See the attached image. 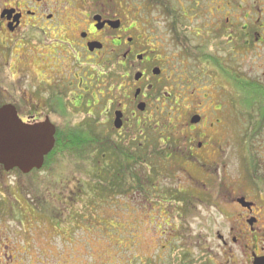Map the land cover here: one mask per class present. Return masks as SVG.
Instances as JSON below:
<instances>
[{
  "label": "rangeland",
  "instance_id": "obj_1",
  "mask_svg": "<svg viewBox=\"0 0 264 264\" xmlns=\"http://www.w3.org/2000/svg\"><path fill=\"white\" fill-rule=\"evenodd\" d=\"M49 1L52 6L55 2L59 6L66 1L71 3V0ZM245 1L248 2L245 7L253 3V0ZM105 2L122 17L125 13L127 15V9L130 10L131 15L128 13L125 21L128 26L137 27L131 34L139 36L141 24L137 19L132 20V16L144 13L142 0ZM186 2V7L181 3L178 8L188 9L191 3ZM259 4L254 7L262 6L261 0ZM148 15L153 18L156 33L159 30L167 35L169 30H164L165 21L159 13ZM144 16L147 18L145 13ZM215 16L195 18L194 14H189V22L195 20L189 24L186 19L185 24L197 29L205 22L215 24ZM190 38L194 44L201 42L200 37ZM234 54L242 55L238 48ZM233 60L235 66L251 76L261 73L255 70L260 60L254 63L248 54ZM107 72L99 68V103L93 119L87 122L92 119L97 132L120 140L129 135L130 127L117 131L113 125H107L111 120L115 122L114 113L120 103L126 105V115L131 123L137 121L140 111H135L136 105L132 100L141 83L135 85L133 81L132 95H126L127 69L119 66L112 74L113 79L107 78L111 76ZM90 84V79L84 77L83 90L86 91ZM170 93L162 90L159 100H152L149 104L150 121L146 125V136L157 135L158 140L163 137L162 141L175 136L179 139L176 151L184 152L186 158L181 153L167 156L169 151H163L164 159L163 154L158 158L153 156L154 165H150L152 168L156 166L160 173L153 178L160 182L147 188L151 197L138 191L106 198L100 191L97 197L93 174L99 172L98 165L93 167L88 160L81 164L71 155L64 157L62 163L56 158L58 163L52 175L42 172L39 184H33L35 179L30 176L0 175V264H185L199 261L202 257L200 261L206 260L203 264H247V247L241 250L232 242L226 247L220 236L227 237L231 229L237 228L232 197L249 189L241 159L250 155L253 142L246 143L241 139L239 120L233 116L232 108L228 116L215 113L217 107L221 108L219 105L226 101L219 97L215 88L210 87L209 82L198 90L186 87L175 91V94L172 92L179 102L177 106L169 98ZM93 94L97 97V91ZM84 95L89 99L91 92ZM199 112L207 113L210 118L206 116L204 124L191 126L192 116ZM133 113H137L138 118L134 119ZM88 114V109L79 114L81 120L84 119L83 123ZM201 139L202 147L199 146ZM141 143L144 147L152 146L148 141ZM141 143L137 142V145ZM257 145L263 152L264 166V134ZM138 166L136 170L148 175L146 166ZM174 190L187 193L190 201L184 206H189L190 211L183 207V203L171 198ZM160 201L164 203L160 204ZM46 202L57 203L62 217L55 218L56 213L45 211ZM249 246L252 248L251 243Z\"/></svg>",
  "mask_w": 264,
  "mask_h": 264
},
{
  "label": "flooded vegetation",
  "instance_id": "obj_2",
  "mask_svg": "<svg viewBox=\"0 0 264 264\" xmlns=\"http://www.w3.org/2000/svg\"><path fill=\"white\" fill-rule=\"evenodd\" d=\"M192 1L193 4L188 9L181 8L179 11H188L187 15L194 14L195 18L212 14L216 16L215 24L205 22L203 27L193 29L189 24L195 18L189 22L185 13L189 23L186 26L190 29L185 34L190 42L188 55L186 44L180 38L175 39L171 31L168 32L166 23L164 30L168 32L167 35L146 27L139 29V36H136L131 32L137 27L128 26L125 21V16L129 17L128 13L131 15L130 10L127 9V15L125 13L122 17L105 0H71L70 4L66 1L60 3V6L57 2L52 6L49 0H0V110L12 106L19 121L25 126L46 122L53 124L57 129L58 141L60 130L67 132L70 129H81L92 123L99 103V68L102 64H107V67L113 65L115 68L120 66L127 69L126 95H132L133 81L135 85L141 83V87L135 90L132 103L136 105V112H139L140 103L146 104V110L139 113V118L137 113H133L134 119L138 118L134 123L142 127L150 121L149 104L152 100H159L162 90L164 93L171 92L169 98L177 106L179 102L172 92H179L186 87L198 90L208 82L212 89H216L219 97L226 101L225 104L219 103L221 108L217 107L215 113L230 115V105L235 99L239 103V95L234 98L232 88L226 82H219L218 87L213 82L217 77L213 81L205 80L199 72L203 76L205 74L196 69L195 64L200 50L206 47L210 53L218 52L226 64H232L249 80L264 84V0H261V9L254 7L260 5V0H253L248 7H245V3H248L245 0H225V3L223 0ZM204 29L208 32V43H202L201 40L194 44L190 36L200 39L206 37ZM157 42L158 45H155ZM237 48L242 55L252 57L254 63L260 60L255 67V70L261 71L258 76H251L234 65L233 59L242 56L234 54ZM85 70L88 71L84 75ZM137 76L140 77L139 80H136ZM84 77H88L91 83L86 91L83 90ZM94 91H97V97L94 96ZM89 92L90 98L86 99L84 93ZM228 94H232L231 98ZM124 106L126 105L120 103L116 108V111L122 108L124 116L121 130L127 127L131 130L135 124L127 117ZM85 109L89 110V114L83 123L84 119L81 120L79 114H84ZM233 112V116L241 123L238 122L241 139L246 143L253 142L250 147L255 160L251 175L253 182L250 183L243 162L242 168L246 182L250 184L249 189L232 197L238 225L231 229L227 237L220 236V240L226 247L230 246V242L241 250L247 247V264H254L256 258L264 257V166L263 152L257 145L264 134V121H255V117L259 116L258 104L253 108L252 118L243 115L240 109ZM206 116L205 112L196 113L190 120L191 126L204 124ZM195 117L200 118L198 123H192ZM90 118L91 122H87ZM143 133L145 131H142V135ZM127 136L124 138L127 139ZM143 139L148 141L150 138L145 135ZM167 139L179 142L175 136ZM202 143L203 140L199 142L200 147ZM237 148L239 150V146ZM179 153L185 157L184 152ZM49 155L56 157L52 152ZM47 160L48 156L43 168L38 170L41 173L46 171ZM20 173L25 175L18 168L7 171L0 165V175ZM241 200L244 202H240Z\"/></svg>",
  "mask_w": 264,
  "mask_h": 264
},
{
  "label": "trees",
  "instance_id": "obj_3",
  "mask_svg": "<svg viewBox=\"0 0 264 264\" xmlns=\"http://www.w3.org/2000/svg\"><path fill=\"white\" fill-rule=\"evenodd\" d=\"M188 1L193 4L192 0ZM181 3L184 5L187 4L186 0H142V4L145 7L144 13L147 15V18H145L143 11L139 14V16L134 15L133 17L134 20L137 19V22L141 24V28L145 29L147 27L150 30H153L155 28V23L153 18H150L148 13H152V15H154L155 12L159 13L161 18L165 21L168 30L172 32L171 34L175 37V39L179 40L180 38L186 44L187 54L190 55V42L185 36L186 33H189L190 29L187 28V24H185V13L179 11L181 8H178V6H180ZM207 33L208 32L206 30L204 33L206 34V37L203 36L201 38V40H203L202 43H208ZM195 65L197 66L196 69L198 68L199 71L205 74V76H203L199 72V75L204 77L205 80L208 79L213 81L214 78L217 77L218 82L216 79L213 81L217 84V86L221 83V81L226 82L229 87L232 88V92L234 94L233 97L235 98L239 95V103L237 99H235V101L233 100V103L230 105L233 111L237 112V110L240 109L243 115L246 114L252 118L253 108L255 107V104H258L259 116L255 117V121L258 120L260 123H262V120L264 121V84L249 80L242 73L238 72L235 67L231 66L232 64L230 65L229 62L226 64L222 58H220L218 52L210 53L206 47L202 51L200 50ZM100 68L108 70L107 73L111 75L107 77L108 79H113L112 74H115V69H118L113 65H111V67H107V64L106 66L102 64ZM117 76L118 74L115 77ZM231 96L232 94L229 97L231 98ZM242 98L243 101H241ZM238 104L240 105L239 107ZM134 124V127L132 126L133 129L131 128L128 133L129 135L127 136V140L120 138V140L117 139L118 142L111 136L105 135V133L97 132L94 123L86 125L81 129H70L67 132L60 130L58 133L60 138L58 139L55 150L53 151V153L56 154V157L51 155L48 156V160L46 161V172L52 175L53 169L56 167L55 164L58 163L57 159H60L62 163L64 161V157L71 155L77 158L81 164L88 160L93 167L98 165L99 172H95L93 174V180L96 183L94 190H96L97 197L99 196L100 191L102 192V196L104 198L116 196L118 193L129 194L135 191L143 193V195L147 197H151L152 195L148 192L147 188L155 187V185L160 182L158 181V178H153V176H160L157 167L155 166V168H152L150 165H154L153 156L155 158L161 157L163 151H169L170 154L167 156L180 155L179 152H176L175 148L176 146L178 147L179 143L178 141L173 140L172 136H170L172 140L167 138L166 140L164 138L165 140L162 141L163 137H160L158 140L157 135H155V137H150L151 135L149 134L150 139L148 142L152 146L151 148L150 145L144 147L141 142H144L143 136H145L147 132L146 126L140 127L139 124ZM112 125L113 121L111 120L107 126L111 127ZM142 131H145L143 135ZM112 133L113 132H111V134ZM159 141L161 143H159ZM137 142H140L141 144L137 145ZM162 157V159H164L166 156L164 157L163 154ZM254 161L252 150L250 155L246 159L242 160V163L244 162L243 167L248 174L247 177L250 183L253 182L251 175L253 174ZM138 165H141L142 167L146 166L148 168V175L136 170L137 167H139ZM40 174V171L35 170L31 175L26 176L20 173L19 176H30L35 179V181L33 180V184L34 182L39 184L41 180ZM186 194L180 190H174L171 198L179 201L180 204L183 203V207H187V210H189V206H184L190 201L189 196ZM37 198L40 197L37 196ZM159 203L161 204L164 202L160 201ZM56 204L46 202L44 209H46L45 211L48 210V212H52L53 214L56 213L55 218H61L62 216L60 215ZM91 204L93 205V202H91ZM199 261H189L185 262V264H197ZM204 262H206V260L200 261L199 264H203Z\"/></svg>",
  "mask_w": 264,
  "mask_h": 264
},
{
  "label": "water",
  "instance_id": "obj_4",
  "mask_svg": "<svg viewBox=\"0 0 264 264\" xmlns=\"http://www.w3.org/2000/svg\"><path fill=\"white\" fill-rule=\"evenodd\" d=\"M139 79L137 76L136 80ZM139 93L140 91L137 92ZM138 109L144 112L146 104H139ZM115 115L114 126L120 130L123 126V113L119 111ZM199 121L200 118L195 117L192 123ZM56 132L54 125L49 122L25 126L19 121L12 106L4 107L0 110V164L8 171L19 168L26 174L34 169H41L45 157L55 147ZM254 264H264V257L256 258Z\"/></svg>",
  "mask_w": 264,
  "mask_h": 264
}]
</instances>
